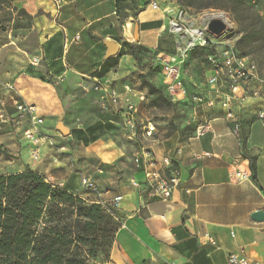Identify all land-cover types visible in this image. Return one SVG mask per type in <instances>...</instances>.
I'll list each match as a JSON object with an SVG mask.
<instances>
[{"label":"crops","instance_id":"obj_1","mask_svg":"<svg viewBox=\"0 0 264 264\" xmlns=\"http://www.w3.org/2000/svg\"><path fill=\"white\" fill-rule=\"evenodd\" d=\"M21 12L29 19L24 20ZM175 13L168 15L166 9L155 11L147 6L135 17L124 19L120 0H64L58 6L54 0H3L0 112L5 104L9 115L16 113L15 95L18 101L35 106L45 124L48 122L42 129L50 140L66 143L63 153L47 143L41 147L40 159L58 161L52 174L28 167L47 182L62 184V189L86 202L98 203L97 196L81 187V178L88 176L108 191L105 202L123 197L116 209L121 228L109 261L101 264L158 260L167 264H230L229 256L234 253H243L253 264H264V220L253 218L264 212V120L258 117L264 107L256 103L259 100L249 99L233 107L241 116L238 134L218 106L203 107L199 124L209 122L211 129L195 133L185 143L176 136L146 141L144 145L160 169H165L162 162L170 157L181 173V185L169 202L133 187L134 181H145V168L135 165L127 171V162L134 161L137 153L132 159L114 139L116 122L71 126L70 119L85 115L83 91L95 90L99 84L115 92L121 105L113 106L106 99L107 115L89 112V117L122 119V112L134 104L138 121L148 118L149 101L141 79L145 71L139 68L133 50H147L157 62L176 58L177 39L168 31V21ZM106 41L118 45L117 55L106 58ZM35 58L41 59L38 66L31 65ZM11 85L14 91L7 90ZM221 90L228 92L226 86ZM213 91L209 90V98L215 97ZM60 123L69 136L59 131ZM250 158H255V178ZM238 171L245 173L247 180L238 183L233 178Z\"/></svg>","mask_w":264,"mask_h":264},{"label":"trees","instance_id":"obj_2","mask_svg":"<svg viewBox=\"0 0 264 264\" xmlns=\"http://www.w3.org/2000/svg\"><path fill=\"white\" fill-rule=\"evenodd\" d=\"M185 5L197 12L229 10L242 27L238 48L264 57V19L253 7L239 1L226 6L224 0H186ZM138 49L133 56L139 62L147 50ZM204 49L208 56L214 53L212 45ZM142 83L164 97L146 80ZM250 161L255 178V158ZM120 228L101 204L86 202L30 168L0 175V264H99L101 257L109 261Z\"/></svg>","mask_w":264,"mask_h":264},{"label":"rangeland","instance_id":"obj_3","mask_svg":"<svg viewBox=\"0 0 264 264\" xmlns=\"http://www.w3.org/2000/svg\"><path fill=\"white\" fill-rule=\"evenodd\" d=\"M234 1H239L253 7L264 19V0H224L226 6H231ZM120 2L124 19L128 16L135 17L141 8L150 6L153 2L157 3L160 9H166V14L168 13V15L173 10L185 9L190 21L200 28H206L208 23L213 19H221L227 25V30L220 38L213 36V40L215 38L218 39L217 49H222L227 44L238 48V42L243 35L241 23L229 10L208 9L197 12L185 5L186 0H120ZM19 15L24 20L29 19V16L24 12L19 13ZM238 50L246 58L257 64L260 75L264 78L263 55L250 52L249 50H241L240 48ZM208 53L207 49L196 48L186 56H177L178 58L175 61L165 59L158 62L152 54L146 52L140 53L141 57L138 65L141 70L145 71L141 79L146 80L156 89L161 90L164 95L162 97L157 92L152 94L151 90H148L145 86L150 112L147 115L148 118L144 121L150 120L154 123L156 127L154 138L165 139L176 136L180 143H185L198 132L202 108L196 105L194 97L197 94L204 96H208L209 94L206 86L207 79L210 76V67L207 60ZM83 95L85 101L81 103V108H84L83 111H86L85 115L82 116L81 114V119H70V121H73L71 126L76 127L81 125V127L86 128L98 121L116 122L117 125H115L112 136L124 147L128 155H132L133 159V154L139 153L143 143H146L142 131H140V125H138V138L135 141L129 140L123 121L119 117H112L111 119L89 117V112L106 116V112L109 109L108 103H106L107 100H102L101 95L93 87L83 91ZM256 103L264 107V101H256ZM47 125L48 122L44 125L45 129ZM6 126L7 128H5ZM41 132L47 139L45 143L56 150L58 149L60 153L65 152L64 147L67 148L66 143L56 144L46 136L43 129ZM60 157L57 156L55 158L58 160L63 158ZM57 162L54 158H48L46 161L43 160V157L40 160L33 159L31 146L24 140L22 130L18 131L11 125H4L0 130V175L19 173L30 166H37V168H41L46 174H52L53 164H57ZM133 166H135V157L134 161L127 162V171L131 172ZM52 182L56 183L57 181L53 179ZM113 214L116 217V210ZM104 261L105 258L101 257L98 263L101 264ZM145 264L167 263L158 260Z\"/></svg>","mask_w":264,"mask_h":264},{"label":"built area","instance_id":"obj_4","mask_svg":"<svg viewBox=\"0 0 264 264\" xmlns=\"http://www.w3.org/2000/svg\"><path fill=\"white\" fill-rule=\"evenodd\" d=\"M56 5H61L64 0H54ZM153 10H160V6L153 2L150 5ZM168 31L177 39L178 57L186 56L196 48H204L212 45L214 53L207 57L210 66V76L207 79V91L213 89L215 97L209 98L202 94L194 97V102L201 108L219 107L224 111L225 118L234 125L235 133L240 131L241 116L233 110L235 105L242 106L246 100L255 99L264 101V78L260 75L258 66L248 58L241 57L234 45L227 44L222 49H217L218 39L213 40L207 27L200 28L190 21L185 9H178L173 17L168 21ZM176 58H171L175 61ZM41 59L35 58L32 66H38ZM255 84V85H253ZM228 88V92L221 89ZM7 90L14 91V86H7ZM129 91L130 89L127 88ZM95 91L102 93L103 100L108 99L113 106H120L121 99L107 86L99 84ZM212 93V92H211ZM13 103L16 109L14 115H9L6 111V105L2 104L0 112V130L3 125H11L16 130H22L24 140L31 146V155L35 160L40 159L41 147L47 140L41 129L45 125V119L37 114V108L25 102H20L17 96L13 95ZM138 108L134 104H129L122 112V121L124 129L127 132L129 140L135 141L139 135L140 125L142 135L145 141L153 140L156 127L150 120L139 122L137 119ZM259 119L264 120V110L259 115ZM211 129L209 122L198 125V133ZM135 165L139 168L141 165L145 168V181L132 183L133 187L145 189L149 195L159 201L169 202L174 192L180 187L182 178L180 171L170 157H166L162 165L165 169L159 168V163L155 160L145 145L135 156ZM151 168V169H150ZM100 173V171H99ZM233 178L242 183L247 180V175L243 172H236ZM62 188V184L56 185ZM81 187L84 191L97 196L98 204H101L109 213H113L123 202V197H115L110 202L103 200L108 194L107 190H102L98 184L89 177L81 178ZM213 245L216 242L213 238L207 236ZM230 264H253L243 253H234L229 256Z\"/></svg>","mask_w":264,"mask_h":264},{"label":"water","instance_id":"obj_5","mask_svg":"<svg viewBox=\"0 0 264 264\" xmlns=\"http://www.w3.org/2000/svg\"><path fill=\"white\" fill-rule=\"evenodd\" d=\"M207 29L212 36L220 38L226 32L227 25L221 19H213L208 23ZM105 44L108 48L106 58H110L112 56L117 55L119 47L115 42L106 41ZM58 129L65 137L69 136V131L63 126L62 123L59 124ZM253 218L257 221L264 220V212L256 213Z\"/></svg>","mask_w":264,"mask_h":264}]
</instances>
